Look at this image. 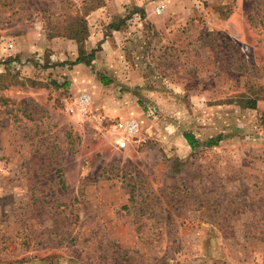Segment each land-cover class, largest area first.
Wrapping results in <instances>:
<instances>
[{
  "label": "rangeland",
  "instance_id": "obj_1",
  "mask_svg": "<svg viewBox=\"0 0 264 264\" xmlns=\"http://www.w3.org/2000/svg\"><path fill=\"white\" fill-rule=\"evenodd\" d=\"M0 264H264V0H0Z\"/></svg>",
  "mask_w": 264,
  "mask_h": 264
},
{
  "label": "crops",
  "instance_id": "obj_2",
  "mask_svg": "<svg viewBox=\"0 0 264 264\" xmlns=\"http://www.w3.org/2000/svg\"><path fill=\"white\" fill-rule=\"evenodd\" d=\"M126 1L133 0H119V2L124 3ZM101 12H93L92 14H98ZM96 29L93 28L89 32L88 37L86 38L83 46L85 55L90 53L92 49H97L94 51V57L90 63L80 62L74 64V69L79 70L78 79L82 82H87L89 80L96 81V87L102 89L104 87H111L115 85L118 80H124L127 82L129 78L132 79L133 76L130 71L125 72L122 64V58L120 53V46L117 45V42H114L111 37L102 33L101 35H95ZM116 30L111 31L110 33L115 36ZM72 42V40H69ZM66 40L57 41H48V43H53V45H58L62 47L67 43H70ZM76 45V44H75ZM99 46V47H98ZM123 69V70H122ZM129 83V82H127ZM131 93L135 91V86H128ZM133 90V91H132ZM197 139V138H196Z\"/></svg>",
  "mask_w": 264,
  "mask_h": 264
},
{
  "label": "trees",
  "instance_id": "obj_3",
  "mask_svg": "<svg viewBox=\"0 0 264 264\" xmlns=\"http://www.w3.org/2000/svg\"><path fill=\"white\" fill-rule=\"evenodd\" d=\"M112 27L114 29H118V25L113 24ZM94 54L91 52L90 55H88V57H78L76 58L74 63H80V62H86V63H90V61L93 59ZM256 104V100L249 98L246 101V107H255ZM184 138L186 139L187 143L191 146V147H196L198 145V140L193 136V134L191 132H185L184 134ZM220 139V136H217L215 138L210 137L208 138V140L206 141V145H212L215 144L217 140Z\"/></svg>",
  "mask_w": 264,
  "mask_h": 264
},
{
  "label": "built area",
  "instance_id": "obj_4",
  "mask_svg": "<svg viewBox=\"0 0 264 264\" xmlns=\"http://www.w3.org/2000/svg\"><path fill=\"white\" fill-rule=\"evenodd\" d=\"M164 9V4L163 3H158L156 5V12L157 13H160L162 10ZM88 100V96H82L80 98V101L81 102H86ZM123 127H124V130L128 133H134L136 131V129L138 128V123L134 120L132 121H127V122H124L123 124Z\"/></svg>",
  "mask_w": 264,
  "mask_h": 264
}]
</instances>
